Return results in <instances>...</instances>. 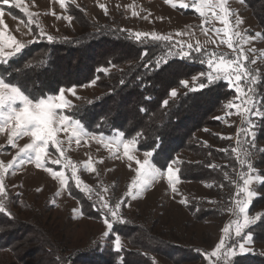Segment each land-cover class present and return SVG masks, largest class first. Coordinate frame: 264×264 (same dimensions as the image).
Instances as JSON below:
<instances>
[{
  "label": "rangeland",
  "instance_id": "1",
  "mask_svg": "<svg viewBox=\"0 0 264 264\" xmlns=\"http://www.w3.org/2000/svg\"><path fill=\"white\" fill-rule=\"evenodd\" d=\"M198 3L199 0H172L171 3L166 0H65V6L62 8L58 0H19V7L16 6V0H10L8 4L0 0L4 7L0 6L4 13L0 17V32L4 33L6 41L0 60L6 61L17 55H8L15 47V44L7 39L9 37L24 45L35 41L34 31L41 37L74 35L78 28L69 11L70 8H77L96 25L107 23L134 36L136 33L147 34L141 37L150 40H154L153 35L170 37L164 41L173 43L177 52L188 51L189 59L199 60L203 57L202 51L222 52L223 56L231 59L242 48L247 57L242 63L247 69L264 73V41L261 35H257L260 30L242 0H208L203 9L204 16L193 6ZM181 4L187 7H180ZM225 11L229 13L227 25L222 22ZM133 12L136 15H133ZM237 19L241 21L239 25L236 23ZM29 20L32 21L31 24L28 23ZM236 31L245 34V40L241 41L235 37L233 33ZM228 40L238 46L236 51L227 43H222ZM197 47L201 49L200 53L194 51ZM179 58L185 60L180 55ZM197 77L184 83L183 88L188 89ZM72 89V93H64V99L72 105L62 109L65 115H68L75 105L99 92L93 83ZM220 115L223 119L221 128L206 129L197 133L194 139L197 144L216 147L224 146L223 143L227 146L226 141L236 144L240 124L237 110L226 107ZM79 125L83 127L81 123ZM13 126H6L0 131V167H7L13 162L19 148L32 142L30 136H25L17 138L16 147H11L8 136ZM56 126L61 130L56 133L55 139L60 141L59 147L64 149L63 153L58 152L50 143L48 152L51 155L45 156L42 167L37 168L34 160L31 163L16 160L13 169L7 172L0 170L5 188V193L0 196V203H3L5 211L0 213L24 224L22 230L20 229L21 233L18 230L16 232L23 239L14 236L13 244L26 240L22 245L27 246V240L36 237L41 230L53 242L54 248L58 246V256L67 257L69 253H81L94 243L115 251L114 240L117 234L114 228L132 226L144 230L156 241H163L162 244L172 245L184 251L171 258L162 255L152 257V264H210V261L211 264H220L221 261L216 257L206 258L204 253L210 254L215 249L225 233L223 229L228 226L230 232L226 234L232 236V249L236 253L228 259L250 254L255 249L264 254V246H255L252 239L250 243L245 244L248 250L240 252L239 244L244 243L247 229L241 237L235 236L233 221L237 217L229 211L225 201L226 191L223 188H219L218 194L214 184L182 182L177 173L175 181L170 183L167 168H157L154 179L140 189L137 196L127 197L132 182L144 179L143 175L137 176L136 160L143 162L147 158L155 167L151 157H146L133 147L129 154L134 159L129 161L124 155L122 144H117L118 140L124 139L120 133L109 136L95 135L88 133L83 127L87 135L75 137L71 135V127L64 130V126L59 122ZM57 159L60 163L54 162ZM183 160L194 162L195 157L182 153L175 159L174 169H177ZM89 165L91 167H88ZM52 172L62 173L64 183H61L60 177H54ZM252 179L253 183L249 188L254 195L249 207L253 199L260 196L258 186L263 181L258 175L252 176ZM77 180L80 181L79 186ZM133 191H136L134 186ZM237 192L235 183L232 201L235 200ZM243 198L244 194L241 193L238 199ZM105 203L113 208L117 203L121 204L116 217L102 207ZM194 203H204L209 207L219 203L220 215L205 221L197 220L189 211V206ZM249 207L247 214L250 219L256 218L254 224L264 206L255 212H249ZM106 219L113 225L111 229L106 227ZM226 241L228 243L229 239ZM120 248H130L128 241L122 237ZM187 251L194 253L196 258ZM32 253L34 254L25 264H34L40 258L37 251ZM11 260L9 252H0V264H12Z\"/></svg>",
  "mask_w": 264,
  "mask_h": 264
},
{
  "label": "trees",
  "instance_id": "2",
  "mask_svg": "<svg viewBox=\"0 0 264 264\" xmlns=\"http://www.w3.org/2000/svg\"><path fill=\"white\" fill-rule=\"evenodd\" d=\"M242 2L260 34L264 33V0ZM69 13L78 28L74 35L53 36V41L49 42L47 37L34 31L33 43H25L17 55L0 63V77L20 86L33 98L93 83L98 94L75 105L67 116L81 123L90 134L120 133L124 139H136L135 149L151 153L153 165L160 170H165L182 153L192 154L194 162L183 160L177 166L178 178L182 182L212 183L218 194L219 188H223L229 208L234 207L235 183H243L239 177L241 172L251 177L258 175L264 181V73L249 70V79L240 82L244 91L239 97L225 79L201 89L200 84H207L210 71L207 54L223 56L222 52L202 51L203 57L199 60H181L173 43L142 37L137 40L136 36L116 26L90 22L77 8H70ZM261 38L264 41V35ZM202 60L205 63H201ZM196 76V81L184 89L182 81H191ZM171 91L177 95L172 97ZM165 100L167 106L162 103ZM245 100L249 102L245 104ZM229 103L237 110L240 122L236 144L226 141L227 146L223 143L221 148L197 144L194 140L197 133L221 128L220 114ZM241 160L252 165L251 171L247 163L241 165ZM258 189L260 196L253 199L249 212L264 206V182ZM238 198L236 195L235 200ZM81 201L84 205V198ZM189 207L197 220L220 215L219 203L214 207L204 203ZM20 222L0 213V252H9L12 264H25L36 251L40 258L34 264H152V257L171 258L184 252L156 241L139 227L126 226L114 228V232L128 241L129 249L115 252L94 243L81 253L58 256V246L54 248L41 230L36 237L27 240V246L22 245L26 240L13 244L14 236L23 239L16 233L17 230L21 233L24 227ZM245 234L251 236L255 246H264V210ZM223 237L229 239L228 245L232 247V236L224 233ZM190 255L196 258L194 253ZM229 261L264 264V254L255 249Z\"/></svg>",
  "mask_w": 264,
  "mask_h": 264
},
{
  "label": "snow or ice",
  "instance_id": "3",
  "mask_svg": "<svg viewBox=\"0 0 264 264\" xmlns=\"http://www.w3.org/2000/svg\"><path fill=\"white\" fill-rule=\"evenodd\" d=\"M58 2L60 3L62 8L65 6V0H58ZM166 2L171 3L172 0H166ZM3 3L8 4L10 3V0H3ZM207 4L208 0H199V3L193 6L201 16H204L203 9L205 6H207ZM16 6L19 7V0H16ZM220 6L223 9V3H221ZM173 7H175V5H173ZM180 7H187V5L181 4ZM3 14V10L0 9V17H2ZM133 15H136V13L133 12ZM228 15L229 13L225 11L224 17L222 18V22L226 25L229 23V21L227 20ZM28 23L31 24L32 21L29 20ZM236 23L237 25H239L241 21L237 19ZM0 24H2V20H0ZM135 35L136 39L140 40L142 35L147 34L136 33ZM233 35L235 37H238L241 41L245 40V34H242L238 31L234 32ZM257 35H264V33ZM152 38L156 40L170 39V37H161L156 35H153ZM7 39L11 40V42L15 44L14 51L9 53V56L14 55L15 53H19L24 47L23 44L16 43L14 38L9 37ZM47 39L49 42L53 41L52 36H48ZM5 43L6 41L4 38V33L0 32V55L3 54ZM222 43H227L228 46L230 48H233L234 51H236V48L238 47L237 45H233L231 40L222 41ZM189 48L191 49V45H189ZM194 51L200 53L201 49L197 47L194 49ZM177 55H180L182 58H190V53L188 51L181 50L177 53ZM207 55L208 59L206 60V63L210 71L207 75V84L201 83L200 88L202 89L205 86H211L213 81L225 79L230 85L235 88L236 93L239 97V95L244 91L240 82L242 80L247 81L249 79V76L251 75L250 71L242 63V61L247 59V57L244 55L243 49L240 48L239 52L236 53V56L231 59L226 58L222 55L217 56L214 53ZM3 62L6 61L0 60V63ZM252 62L255 63V61ZM201 63H205V61L202 60ZM252 82H255L254 76L252 77ZM182 83L186 82L182 81ZM66 91L72 93L73 89L62 88L59 90L58 94L33 98L30 97V95L26 94L20 86L16 85L13 82L6 81L4 78L0 77V131H3L6 126L14 125L11 129V134L8 136V143L13 148L16 147L17 138L30 136L32 140L31 143H27L23 147L19 148V151L14 157L13 162L9 163L7 167H0V170H2L3 172H7L8 170L13 169L14 162L16 160H20L21 163L25 161L31 163L34 160L37 168L42 167V161H44L45 156L51 155V153L48 152L50 143L52 144V146L56 147L58 152L63 153L64 149L59 147L60 141L55 139L56 133L61 130L56 126L57 122L64 126V130H68V128L71 127L72 136L80 137L83 135H87L83 127L79 125L78 121L73 122L72 118L65 115L62 111V109H64L65 107H72V105L64 99V93ZM249 91H251V89H249ZM170 95L172 97H175L177 94L175 91H171ZM248 102V100L244 101L245 104H247ZM162 103L164 106H167L168 101L165 100ZM226 107H233V105L229 104L226 105ZM236 107L239 108V105H236ZM247 111L248 109L245 108V112ZM109 143H111V141H109ZM117 144H122L124 155L127 156V159L129 161H132L134 157L130 155L129 152L135 146L136 139H121L117 141ZM245 154H248L247 150H245ZM150 155L151 153H145L146 157ZM54 162L60 163L58 159ZM174 163L175 162L170 163L166 169L170 183H173L175 181L176 173L178 171L177 169H174ZM240 163L241 165L247 163L248 168L251 171L252 165L250 163L245 160H241ZM136 164L137 176L143 175L144 179L141 181L132 182V184L128 188L127 197L137 196L139 194V190L146 187L147 184L151 182V179H154L155 174L158 171L157 168L152 166L147 158L143 162L136 160ZM88 167L91 166L89 165ZM52 175L54 177H60L61 183H64L62 173L52 172ZM73 176H75V172H73ZM239 177L243 181V183L242 185H237L238 192L236 195L239 196L241 193H243L244 198L234 200V207L229 208V211L237 217V219L233 221L236 237H241L242 233H244V230L247 229L249 225L253 224V221L256 219H250L247 214V208L249 207L250 200L254 195V193L250 191L249 188V185L253 183V179L250 174L246 175L243 172L239 174ZM79 183L80 181L77 180V186H79ZM133 186L135 187L136 191H133ZM173 191H175V188H173ZM4 193L5 188L3 184V176L0 175V196H2ZM181 203H184V201H181ZM102 207L107 209L108 213H110L113 217H116L121 204L117 203L113 208L108 203H105L102 205ZM4 211V205L3 203H0V212ZM8 215H10V213H8ZM104 223L109 229L113 227V225L107 219L104 221ZM223 231L225 233H229L230 228L226 226ZM105 235H108V233H105ZM250 242L251 237L245 234L244 243L239 244L241 253L248 250L245 248V244ZM222 249L223 251H221ZM114 250L117 252L121 251L119 234L116 235L114 240ZM235 254V251L230 245H228L224 237H221L219 243L216 244L215 249L210 254L204 253L206 258H209L210 256L216 257L218 261H225L226 264H235L234 261H229L228 259Z\"/></svg>",
  "mask_w": 264,
  "mask_h": 264
}]
</instances>
